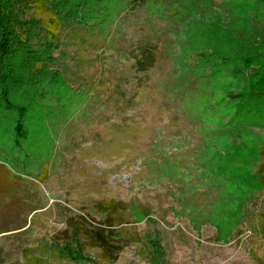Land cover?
<instances>
[{"label":"rangeland","instance_id":"rangeland-1","mask_svg":"<svg viewBox=\"0 0 264 264\" xmlns=\"http://www.w3.org/2000/svg\"><path fill=\"white\" fill-rule=\"evenodd\" d=\"M257 1L91 0L104 29L18 58L0 134L22 122L34 169L0 201V264H264V101L239 98L264 65Z\"/></svg>","mask_w":264,"mask_h":264},{"label":"trees","instance_id":"trees-1","mask_svg":"<svg viewBox=\"0 0 264 264\" xmlns=\"http://www.w3.org/2000/svg\"><path fill=\"white\" fill-rule=\"evenodd\" d=\"M90 1L0 0V86L3 83L8 84L11 89L20 86L22 80L14 65L19 57H21L20 62L26 63L24 70L29 68L27 71H31L36 64L44 65L42 62L46 53L57 45L56 35L62 25H74L89 29L92 23H97V27L104 29L105 21L93 16L91 11L88 12L87 6ZM196 1L172 0L171 3L177 4L178 8L183 6L182 9L185 10L187 6L193 5ZM263 2L264 0L257 1L259 5ZM28 11H32L33 15L28 17ZM103 12L107 15V11ZM155 13L158 15L160 12L157 10ZM244 60L248 65L252 62L251 59L245 58ZM260 67L262 74L260 71L257 73L260 78L252 82L248 95H239V98L250 99L253 102L248 106L250 112L255 108L256 110L253 112L259 110L262 101H264V65L261 62ZM151 68H153V62ZM34 72L37 75L40 74L39 70L35 71L34 69ZM10 88L7 91L2 87L0 105L13 106L11 102L10 105L8 104ZM244 111L245 107L241 114ZM17 124L14 143L3 142L1 135L4 133L0 134V201H5L18 193L25 185V177L33 175L30 171L34 169V164L25 156L26 153L20 144L21 140H26V136L22 135L23 124L21 121ZM34 174L37 175L38 171ZM40 174L37 175L38 180L44 182L45 172ZM257 179L264 190L263 170L260 171ZM109 207L111 210L114 209V205L109 204ZM74 238L78 244V237ZM158 248V244L153 241V251L158 252ZM63 251L68 253L73 260H80L78 257L80 253L74 252L70 245L67 244ZM159 256L163 255L159 253ZM155 264H158L156 260Z\"/></svg>","mask_w":264,"mask_h":264}]
</instances>
